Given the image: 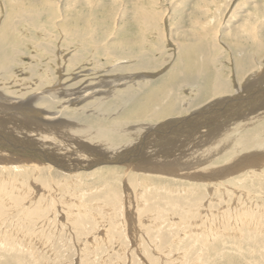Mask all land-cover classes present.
<instances>
[{
  "label": "rangeland",
  "instance_id": "1",
  "mask_svg": "<svg viewBox=\"0 0 264 264\" xmlns=\"http://www.w3.org/2000/svg\"><path fill=\"white\" fill-rule=\"evenodd\" d=\"M50 4H54L57 7L60 17L57 14L55 15L57 17H55L53 13L46 12ZM32 10L33 13L35 11L42 12L41 17L34 15L32 17L29 12V18L22 17V13ZM16 13L17 15H15ZM157 13H162L166 18L161 19V16H157V19L155 18V22H153L155 23L154 27L151 26L152 22L147 23L148 21L143 19V17L149 19V17ZM165 20L167 21L165 22ZM2 21L4 24L6 23L5 21H8L7 25L11 26L10 30H4ZM157 22L159 25H156ZM0 25L2 30H0L1 46H3L2 44H7V47L3 46V51L5 50L8 53L9 51L7 49L9 50L11 46H16L23 54L18 52L17 59L19 65L13 66L14 75L11 77V80L1 79L0 76V81L3 82L2 84L0 83V88L2 86L5 87L0 90L3 92L6 90V94L10 96H13L11 95L12 91L19 94L24 92L22 93L24 95L20 96L23 99H18V103L21 101H24L22 103H26L28 102L26 99L29 95L37 94L38 102L30 103V106L32 105L31 108H45V105H41L40 100L42 91H45L47 87H54L56 90L52 94L56 96L60 94L64 95L65 90H58L62 83H64V87L67 89L66 92L72 91L87 80L92 81V79H96V76L97 78L111 76L110 70H112V66L117 64L113 61L128 58L116 56V54L110 55V53L104 55V52L102 55L97 56L99 60L97 64L92 59L95 54L93 56L88 54L89 56H84V60L81 59L78 64L79 66L84 65L83 68L79 70L73 69L69 72L71 73V78L68 77L69 75H65V71H62L63 68L59 64L60 73L65 76V80L62 81L63 78H61L59 81V78H56L57 82H55V79V83L51 82V84L50 82H46L51 78L50 74H48L50 78L46 81L42 80L41 76H35L37 78L36 80L29 78L31 75V71L29 70L31 59L34 61L38 59L37 61L39 62V58L42 60L46 58V56L42 55H38L37 58L35 55L37 53L41 54L40 51L42 49L40 47H42L43 41V45H46V42L48 44L49 41H51V44L52 42L57 44V53L63 51V55L67 58V56L69 57V51L78 48L83 49V46H86L89 51H97L98 45L93 43L91 37V34L96 32L97 39L103 42H109V44L114 45L120 50L138 51L142 49L143 51L152 52V57H150L155 61L153 69L161 63L168 62L162 65V68L158 66V68H155V71L150 70L151 72L157 73L155 78L159 77L161 79L166 78L174 69V57L170 59L169 52L164 53L169 48H173L172 43L174 40L183 42L184 40H189L184 38L190 37L191 40L197 36L208 40L215 39V41L218 38V48H214L215 50L213 49L214 51L212 50L211 53L208 52L207 57L210 56L211 58L210 62H205L207 69H204V72H208L205 78L208 84L210 86L211 84L213 85L214 77H216V70L213 63L218 64L219 68H221V72H219L221 77L223 79L227 78L226 80L231 82L229 83L232 91L222 94V97H227L226 100L229 99L226 102L227 105L223 107L218 105L210 108V104L216 99L210 104L208 103L211 101H205L204 104H201L196 109L194 107L195 110L192 109L193 111L191 110L181 117L176 116L178 117L177 119H180L184 118L185 115L186 118H193V120L189 121L188 125H184L183 129L181 128L183 124L178 125L175 128L176 132L168 134L169 139H164V142L162 139L158 140V142L161 141L159 147H162V149H170V151L160 152L172 153L173 157H181L183 161L191 162L186 165L194 166V168H189L190 170L188 172L196 168L199 172V167L204 166V163H202L204 161L199 162L198 159L211 156L206 167L200 170V172L204 170V173L216 170L226 163L231 162L232 159H236V157L248 153L250 155L256 152L264 153V146L243 149L237 143L242 133L244 135L247 130H250V132L254 131L258 129L256 127H259V125L261 127L264 123V103H261L264 101V84H262L264 83V47H259L264 46V0H0ZM35 25L39 26L36 27ZM163 29L165 31L162 32ZM74 31H77L78 35L73 33ZM165 32L167 34H164ZM105 50L103 49L101 51ZM207 50L210 51L211 49L207 48ZM242 51L245 52L242 53ZM217 52L218 55L216 54ZM249 54L252 56H249ZM32 55L35 56L33 57ZM23 56H25L24 59ZM239 56L242 57L240 58ZM252 58L255 60L258 58L260 61L257 67L254 66ZM214 59L215 62H213ZM83 61H85V64ZM250 61H252V64ZM171 62L172 64H170ZM241 62L244 64L243 66ZM131 63H133V60ZM165 65L167 66L165 67ZM92 66L95 68L94 71H90L91 69L89 67L92 68ZM105 66L108 67L105 68ZM239 66H241V70L243 71L239 72ZM17 67H19V71H16ZM96 67H99L100 70ZM252 67L256 68L253 69ZM209 68L211 71H209ZM257 68L260 69L258 70ZM167 69H169L168 72ZM80 70H85L86 72ZM77 71L81 73L79 74ZM135 71L134 73H138L137 71L139 70ZM74 72H77V74H74ZM139 72H143V70ZM241 72H244L242 73L243 75H241ZM20 73H22V77ZM27 73H29V76H27ZM92 73H95L94 76ZM254 73L256 74L252 75ZM54 75L56 77L59 74L54 73ZM74 75L78 77L74 79ZM250 75L251 77L255 76L253 81H250L251 83L248 81ZM13 79L14 84L10 83L13 82ZM259 79H262L261 82ZM82 80L84 82L78 83L76 86L74 85V88L71 87L73 82ZM41 81L45 83V85L43 84L44 86ZM237 82H242L244 86L241 85L242 83ZM21 88L22 91L19 92ZM188 88L186 86L182 89V93L183 91L184 93L187 91L190 94L191 92ZM7 89H9V93ZM119 89L122 88L119 87ZM133 89L135 92L140 90L136 85ZM243 92L244 94H239ZM68 96L70 97L69 93H65V99L60 98L55 103L54 108L48 109L49 107L46 106L45 109L50 112L54 109L52 113L59 111L58 117L62 122L79 125L77 127L80 128L81 134L79 129L75 133L73 129H71L72 132L69 131L77 137L79 135V138H83L82 140H87L85 135L89 134V131H91L90 135H93L95 132L93 128L98 129L100 126V128L118 129L120 127L127 128L132 126L137 121L146 122L142 120L145 113L140 109L142 106L141 102L145 99L143 96L139 99V95L135 102L132 100L127 101V98L118 100L117 98L107 100L100 98L102 100L98 99L97 102L91 101L95 105L85 109L87 110L85 116H81L78 109L74 113V106H70L74 109H71L69 106L65 109L61 108L62 103L68 99ZM207 96H210V93H206L201 99L206 100L209 98ZM259 100L260 103H258ZM1 102L3 103V101ZM230 102L231 104H229ZM85 103L86 101L81 102L79 105L83 106ZM9 106L6 112H0V146L4 144V147H9L10 150H13V145L8 144L13 142L15 145L22 143L18 145L19 149L21 147L31 148V146L40 148L39 142L44 140L43 138L47 134L39 132L33 127L30 129L27 128V122L36 123L31 108L26 104H9ZM137 109H140V112ZM240 109L242 112L239 113L238 111ZM131 111H135L136 115ZM20 113H24L23 116ZM95 115L98 116L96 117ZM225 115L226 117H224ZM119 116L121 117V123L116 122V125H111V123L107 125L109 120L110 122L113 119L114 121H120L118 119L120 118ZM35 117L37 118L38 116ZM237 117L240 118L237 119ZM3 119H5V122ZM122 119L125 120L123 121ZM139 119L141 120L139 121ZM163 119L160 120L161 123L166 122L168 119H173V117H165ZM236 119L241 121L237 125H235L237 122ZM13 120L15 121L13 122ZM127 120H129V123L126 122ZM98 121L103 123H99ZM2 122L4 123L2 124ZM67 131L68 129L66 128ZM262 131L261 133H263ZM212 136H216L221 142L215 144L213 141H210L213 140ZM88 141L90 142L91 140ZM172 141H176L177 143H172ZM227 142L228 144L226 145ZM209 143H211V146H209ZM204 146L205 148L201 149ZM206 147L209 149L208 152L205 150ZM63 148L65 149V147ZM0 152L3 155L0 154V158L13 156L17 159L19 157L17 155L19 153L13 154L12 151L9 152L10 154L8 152L3 153V150H0ZM160 152H158V155L162 156L163 154ZM244 152L246 153L244 154ZM150 153H152L151 150ZM226 153L229 155L234 154V156L232 155L234 158L228 156V154L226 155ZM225 156L231 158L227 159ZM214 161L217 162H215L217 165L214 164ZM218 165L220 166L217 167ZM110 166L108 165L99 171L96 170L97 172H93V175L92 171H83L77 175H72L69 173L71 171H68L70 169H66L65 171L54 166L43 167L39 170L33 169L30 173L22 172V180H25L24 188L27 187L26 189H29L30 196L24 200L21 198L17 199V202L22 201V204H19V209L18 205L15 207V210L10 211V213L8 212V215H0V264H264V179H261L264 176V165H250V168L247 169H251V172H244L246 174H240L241 177L236 175L237 177L234 176V178L230 179L227 177V180L223 178L219 182L216 179L187 181L185 179L161 175H151V177L137 174L135 177L136 172L132 171L131 173L123 164L119 165V167L116 164H114L116 167ZM112 167L116 168L117 171L113 170ZM185 171L187 170H184L183 173ZM252 171H256V174ZM126 172L127 174H124ZM14 173L16 174V171ZM0 174L11 175L10 172L2 170L1 167ZM146 183L148 187L143 185H146ZM41 202L46 205L44 216L27 224L24 221L25 216H23L22 212L30 208V206H33L32 208L36 205L39 206L42 204ZM23 209L24 211H22ZM77 215L81 221L85 222L82 227L74 223V218ZM23 235H27V237ZM28 238L29 240H27Z\"/></svg>",
  "mask_w": 264,
  "mask_h": 264
},
{
  "label": "bare ground",
  "instance_id": "2",
  "mask_svg": "<svg viewBox=\"0 0 264 264\" xmlns=\"http://www.w3.org/2000/svg\"><path fill=\"white\" fill-rule=\"evenodd\" d=\"M2 4V3H1ZM233 4V3H232ZM5 5V4H4ZM2 8V7H1ZM10 8V7H9ZM55 9V10H54ZM3 11V10H2ZM30 15H34L36 17H41L42 12H34L32 11H25L24 13H22V17L25 18H29V14ZM46 12H51L53 13V15L55 16L56 14L59 16L58 14V9L54 4H50V6L48 5V9ZM165 12V11H164ZM163 12V13H164ZM7 13V12H6ZM37 13V14H35ZM21 14V13H20ZM44 14V13H43ZM168 14V13H167ZM17 15V13L15 14ZM40 15V16H39ZM49 15V14H48ZM151 15V14H150ZM19 16V15H18ZM147 16H149L147 14ZM155 16V17H154ZM157 16L160 17L161 19H165L166 17L162 14V13H157L156 15H153L151 17H149V19H146L143 17L144 20H147V23L152 22V27H154L153 22H155V18L157 19ZM2 17V16H1ZM33 17V16H32ZM57 17V16H55ZM54 17V18H55ZM60 17V16H59ZM18 18V17H17ZM16 18V19H17ZM22 19V18H21ZM36 19V18H35ZM38 19V18H37ZM64 19V18H63ZM6 20V19H3ZM25 20V19H24ZM34 20V19H33ZM31 20V21H33ZM54 20V19H53ZM19 21V18H18ZM17 21V22H18ZM27 21V20H26ZM30 21V22H31ZM167 20H165L166 22ZM3 22V21H2ZM6 23L4 24L3 22V28L4 30H10L11 26L7 25L8 21H5ZM16 22V21H15ZM35 22V20H34ZM29 23V22H28ZM46 23V21H45ZM146 23V22H144ZM163 24V23H162ZM156 25H159L158 22L156 23ZM1 26V25H0ZM36 26V25H35ZM39 26V25H37ZM36 26V27H37ZM150 26V25H149ZM162 26V25H161ZM164 26V25H163ZM42 27V26H41ZM52 27V25H51ZM50 27V28H51ZM14 28V27H13ZM45 29V27H43ZM36 29V28H35ZM60 29V28H59ZM165 29V28H164ZM162 30L165 31V30ZM1 30V28H0ZM42 30V29H40ZM160 30V29H158ZM2 31V30H1ZM13 31V30H12ZM7 32V31H6ZM10 32V31H9ZM30 32V31H29ZM215 32V31H214ZM73 33L78 35L77 31H74ZM5 34V33H4ZM51 34V33H50ZM163 34V33H162ZM161 34V35H162ZM164 34H167L166 32ZM216 34V33H215ZM7 35V33H6ZM57 35V34H56ZM86 35V34H85ZM83 35V36H85ZM159 35V33H158ZM207 35V34H206ZM68 36V35H67ZM163 36V35H162ZM167 36V35H165ZM219 36V35H218ZM2 37V35H1ZM7 37V36H6ZM19 37V36H18ZM92 40L94 44H97V51H89L87 49L86 46H83V49L78 48L75 49L73 51H69V57L65 55H63V51H60L59 53H57V47L58 45L55 44L54 42L49 41V43L46 45L44 44V41L42 43V47H40V49H42L41 54L37 53L35 54L36 57L39 55L42 56H46V58H44V60L39 58V62L32 60L29 63L30 67L29 70L31 71V75L29 76L27 73V76H29L30 79L32 80H36L38 76H41L42 80H48L50 77V79L46 82H54L56 78H59V81L61 78L62 81L65 80L64 79V75L62 73H60V67L59 64H61V67L63 68L62 71H65L64 73H66L65 75H69L68 77H70L71 73H69L70 71H72L73 69H77L79 70L80 68H83L82 65H78L79 62L82 60H84L83 58H85L84 56H87L88 54H91L93 57L92 59L94 61H96V63L98 64L99 60L98 57L99 55H102V53L105 52L104 55H108L106 53H110V55H115L116 56H121V57H128L127 59L121 58V60H117V61H113L116 65L112 66L113 68H111V76H101L98 77L96 76V79H92L91 80H87L86 82L82 81H77V82H73L71 87H73L74 85L76 86V84L84 82L81 86L77 87L76 89H73L72 91H68L66 92L67 89H65V85L64 83H62V85H60V88H58V90H65V93H69L70 97L68 96V99L64 100V102L61 105V108L65 109L68 108V106H74L75 111H80L79 114L81 116H85V114L87 113V110L90 106H93L95 104L91 103V101H96L102 100L100 98L103 99H110V98H117L118 99H125L126 100H132L135 102V100L138 98H141V96H143L145 99H143L141 102L142 106L140 109H142V111H144L145 115L143 117L142 120H145L146 122H138L134 123L132 126H129L127 128H118V129H113V128H93L95 129L94 134L90 135L91 131H89L90 133L85 135V137L87 138V140H82L81 138L73 135V133L71 134V129H73V132H80V128H78L75 123H68V122H62L60 120V118L58 117V112L57 113H52L54 111V109H52L53 111L50 112L48 110H46V106L49 107L48 109H51L52 107L54 108L55 103L59 101L60 98H64L63 94H60L59 96L52 94L54 90H56L54 87L53 88H46L45 91H42V97L40 100L41 105H45V108H31L30 103H33L35 101H37L38 96L37 94H32L29 95L28 98L26 99V103H22L24 101H21L20 103L18 99L22 100L23 98H21L20 96H23L24 92H21V94L17 93V92H11L10 94L13 96H10L9 94H6V90L5 92L0 90V112H6L7 109L10 107V105L12 104H26L27 106H29L31 108L32 114H34V120L36 121V123L34 122H24L26 123V126L28 129L30 128H35L36 130H38L39 132L45 133L47 134V136H44V140H39V144H40V148L39 147H21V152L19 149L20 144L15 145L13 142H10L8 144H11V146L13 145V150H10V148L8 147H4L2 144V146H0V150H3L4 152H10L12 151L13 154L14 153H19L17 155H19V157L17 159H15L13 156L12 157H2L0 158V167L2 170H5L7 172H10L11 175H2L0 174V215H8L10 213V211L15 210V207H17L19 204H22V201L17 202L18 198H21L22 200L27 199L30 196V191L29 189L24 188V183L25 180H22V172L25 173H30L31 170L35 169V170H39L43 167H47V166H54L57 167L59 169L65 170L66 169H70L68 171H71L69 173H71L72 175H77L83 171L89 172L92 171V175L93 172L96 173L97 171H99L100 169H103L105 167H107L108 165L114 166V164H116V166L123 164L128 171H132L136 172L135 177L137 174H142L143 176H151V175H161V176H169V177H174V178H178V179H185V180H189V181H194V180H198V179H202V180H213L216 179L218 182L222 181L223 178H225L227 180V177L230 178H234V176L236 175H243L246 174L248 171L251 172V169H247L250 168V165H258V166H262L264 165V153L262 152H256L254 154H245L246 152H244L245 155L243 156H239L236 157V159L233 157L234 154L229 155L228 153H226V155L228 154V156H231L234 158V160L232 159L231 162L226 163L224 166L219 167L220 165H218L216 170H213L209 173H204V170L200 172V170L204 167H206V164L209 163V159L211 156L207 157V158H203L202 159H198L199 162L204 163V166H200L199 164V172L198 169L196 168L195 170H191V171H195V172H191L188 170H190L189 168H194V166H190V165H186V164H190L191 162H185L183 161V159L181 157H176L172 155V153H161L160 151L164 152V151H170V149H162V147H159V145L161 144L160 142H158V140L162 139V141L165 139H169V135L173 132H176V127L178 125H182L181 128L183 129L184 125H188L189 121H192L193 118H186L184 115V118H180L177 119L178 117L183 116V114L189 113L192 109L195 110L197 107L201 106V104H204L205 101H211L208 104L212 103L213 100H215L212 104H210V108L213 106H220L223 107L224 105H227V101L226 100L227 97L224 98V96L222 97V94H226V93H230L232 90L230 88V81L226 80L225 78L223 79L220 75L219 72H221V68H219L218 64H214L215 66V70H216V77H214L213 80V85L211 84V86L208 84V81L205 79L206 75H207V71L204 72V69H207V64H205L206 61L210 62V56L207 57L208 52L211 53L212 50L214 48H218V38L215 41V39L213 40H208V39H204L203 37H194L193 39L190 40V37L184 38V39H189L188 41L184 40L183 42H178L176 40L173 41V48H169V50L166 52L164 51V53H168L169 52V57L170 59L173 58L174 60V69L172 70V72L166 76V78H161L159 79V77L155 78L157 76V73L155 72H151L150 70H154L155 68H158V66H162L165 63H161L160 65H158L157 67L155 66V68L153 69V65L155 63V61H153V59L151 58V53L150 51H143L142 49L136 51V50H124V49H118L116 48L114 45L109 44V42H103L100 41L99 39H97V33L93 32V34H91ZM160 37V36H159ZM158 37V39H159ZM215 37V36H214ZM10 38V37H9ZM8 38V39H9ZM167 38V37H166ZM32 39V38H31ZM58 39V38H57ZM168 39V38H167ZM166 39V40H167ZM170 40V39H169ZM207 40V41H206ZM3 41V40H2ZM9 41V40H8ZM58 41V40H57ZM106 41V40H105ZM261 41V40H260ZM4 42V41H3ZM163 42V41H162ZM256 42V41H255ZM264 42V41H263ZM2 43V42H1ZM0 43V76L1 79H6L11 80V77L14 75V69L13 66L17 65L19 63L17 56H18V52L22 51L17 48L16 46H11L9 48V50L7 49V51H9L8 53L5 52V50L3 51V46L7 47V44H2L3 46H1ZM9 43V42H8ZM41 43V42H40ZM222 43V42H221ZM259 43V42H258ZM13 44V43H12ZM39 44V43H38ZM15 45V44H14ZM169 45V44H168ZM264 47V46H259ZM207 48H210L211 50L208 51ZM103 49H106L105 51H101ZM174 50V51H173ZM215 50V49H214ZM213 50V51H214ZM26 52V51H25ZM160 52V51H159ZM216 52V51H215ZM214 52V53H215ZM245 52V51H244ZM242 51V53H244ZM249 52V51H248ZM29 53V52H28ZM36 53V52H35ZM163 53V54H164ZM222 53V52H221ZM254 53V52H253ZM25 54V53H24ZM27 54V53H26ZM68 54V53H67ZM218 55V52L216 53ZM257 54V53H255ZM23 55V54H22ZM21 55V56H22ZM35 55H32L33 57ZM154 55V54H153ZM258 55V54H257ZM256 55V56H257ZM89 56V55H88ZM151 56V57H150ZM215 56V54H214ZM249 56H252L251 54H249ZM254 56V55H253ZM25 56H23L24 59ZM113 57V56H112ZM219 57V56H217ZM221 57V56H220ZM240 58L242 56H239ZM38 58V57H37ZM100 58V57H99ZM119 58V57H118ZM117 58V59H118ZM130 58V59H129ZM133 60V63L132 60ZM155 58V57H154ZM90 59V58H89ZM88 59V60H89ZM169 59V60H170ZM234 59V58H233ZM232 59V60H233ZM239 59V58H238ZM253 59V64L254 66L257 67V65L259 64V60L258 58L255 60ZM87 60V59H86ZM113 60V59H112ZM115 60V59H114ZM131 60V61H129ZM250 60V59H249ZM172 61V60H171ZM238 61V60H237ZM242 61V60H240ZM262 61V60H261ZM28 62V61H27ZM85 64V61H83ZM207 62V63H209ZM213 62H215V59L213 60ZM217 62V61H216ZM221 62V61H220ZM232 62V61H230ZM252 64V61H250ZM39 63V64H37ZM87 63V61H86ZM168 63V62H167ZM166 63V64H167ZM229 63V62H228ZM242 63V62H241ZM240 63V65H241ZM264 63V62H263ZM262 63V64H263ZM89 64V63H88ZM91 64V63H90ZM96 64V65H97ZM172 64V62L170 63ZM222 64V63H221ZM220 64V65H221ZM19 65V64H18ZM23 65V63H22ZM107 65V64H105ZM211 65V64H210ZM238 65V64H237ZM244 64L242 63V66ZM28 66V64H27ZM88 66V65H87ZM101 66V65H100ZM129 66V67H128ZM167 65H165L166 67ZM209 66V64H208ZM235 66V64H234ZM246 66V65H245ZM248 66V65H247ZM252 66V65H249ZM253 66V67H254ZM108 66H105V68ZM172 67V66H171ZM170 67V68H171ZM240 67V71L241 70V66ZM252 67V68H253ZM255 67V68H256ZM19 67H17L18 69ZM59 68V69H58ZM91 70L90 71H94L95 68L89 67ZM99 68V67H96ZM104 68V67H103ZM104 68V69H105ZM162 68V67H161ZM237 68V67H235ZM246 68V67H245ZM244 68V69H245ZM253 68V69H255ZM264 68V66H263ZM16 71H19V69ZM28 69V68H27ZM58 69V70H57ZM85 69V68H84ZM88 69V67H87ZM164 69V68H163ZM172 69V68H171ZM248 69V68H247ZM258 69V68H257ZM260 69V68H259ZM258 69V70H259ZM100 70V68H99ZM135 70H143V72H139L138 73H134ZM169 69H167L168 72ZM230 70V68H229ZM252 70V69H251ZM21 71V70H20ZM40 71V72H39ZM58 71V72H55ZM82 72H84L83 70H80ZM80 71L79 74L81 73ZM88 71V70H87ZM102 71V70H101ZM106 71V70H105ZM109 71V72H110ZM133 71V72H132ZM146 71V72H144ZM150 71V72H148ZM164 71V70H163ZM209 71L210 68H209ZM213 71V70H212ZM225 71V70H224ZM250 71V70H249ZM255 71V70H253ZM261 71V70H260ZM29 72V71H28ZM77 72H74V74ZM86 72V71H85ZM98 72V71H97ZM103 72V71H102ZM101 72V74H102ZM136 72V71H135ZM159 72V71H158ZM234 72V71H233ZM238 72V73H239ZM248 72V71H247ZM246 72V73H247ZM256 72V71H255ZM54 73L59 74L58 76L55 77ZM89 73V72H88ZM108 73V72H107ZM166 73V72H165ZM164 73V74H165ZM205 73V75H203ZM241 72V75H243ZM245 73V74H246ZM252 73V72H251ZM258 73V72H256ZM256 73L252 74L255 75ZM24 74V73H23ZM48 74H50V77H48ZM87 74V73H86ZM91 74V73H90ZM95 73H92V75L94 76ZM100 74V75H101ZM159 74V73H158ZM168 74V73H167ZM166 74V75H167ZM224 74V73H223ZM231 74V71H230ZM229 74V75H230ZM248 74V73H247ZM246 74V75H247ZM250 74V73H249ZM54 75V77H53ZM203 75V76H202ZM210 75V72H209ZM213 75V74H212ZM238 75V74H237ZM20 76L22 77V73H20ZM36 76V77H35ZM225 76V75H224ZM234 76V75H233ZM236 76V75H235ZM245 76V75H244ZM243 76V77H244ZM257 76V75H256ZM17 77V76H16ZM67 77V78H68ZM77 75H74V79L77 78ZM162 77V76H161ZM250 78L248 79V81L250 82L251 80L253 81V79L255 78V76L251 75L249 76ZM71 78V77H70ZM22 79V78H21ZM24 79V78H23ZM40 79V80H41ZM237 79V77H236ZM241 79V77H240ZM264 79V78H263ZM78 80V79H77ZM239 80V79H238ZM243 80V79H242ZM245 80V79H244ZM260 82L262 79H259ZM74 81V80H73ZM233 81V80H232ZM237 81V80H236ZM256 81V80H255ZM16 82V81H15ZM36 82V81H35ZM42 82V85L45 83ZM57 82V79L56 81ZM54 82V83H55ZM230 82V83H229ZM264 82V81H263ZM0 83L2 84L3 82L0 81ZM9 83V82H8ZM14 84V79L13 82H10ZM70 83V82H69ZM234 83V82H233ZM237 83H242V82H237ZM251 83V82H250ZM5 84V83H4ZM12 84V85H13ZM47 84V83H46ZM52 84V83H51ZM61 84V82H60ZM264 84V83H262ZM8 85V84H7ZM10 85V84H9ZM43 85V86H44ZM50 85V84H49ZM69 86V84H67ZM137 86L140 90H138L137 92L134 91V86ZM197 85V86H196ZM243 85V83L241 84ZM246 85V84H245ZM250 85V84H249ZM15 86V85H14ZM32 86V85H31ZM186 86H188L190 89V94L189 92H185L183 91L182 93V89H184ZM244 86V85H243ZM261 86V85H260ZM35 87V86H34ZM122 88V89H119ZM124 87V88H123ZM196 87V88H195ZM242 87V86H241ZM262 87V86H261ZM5 88V87H1L0 89ZM9 88V87H8ZM11 88V87H10ZM14 88V87H13ZM43 88V87H42ZM74 88V87H73ZM237 88V87H236ZM245 88V87H244ZM249 88V87H248ZM247 88V89H248ZM264 88V87H263ZM26 89V87H25ZM41 89V88H40ZM44 89V88H43ZM240 89V88H239ZM243 89V88H242ZM8 93H9V89ZM13 90V89H12ZM37 90H39L37 88ZM238 90V89H237ZM18 91V90H17ZM22 91V88L19 89V92ZM32 91V90H31ZM196 91V92H195ZM235 91V90H234ZM239 91V90H238ZM244 91V90H241ZM248 91V90H245ZM254 91V90H253ZM237 92V91H236ZM240 92V91H239ZM251 92V91H250ZM41 93V91H40ZM63 93V92H62ZM206 93H210V96L208 99L203 100L201 99V97L203 98L204 95ZM257 93V92H256ZM31 94V93H30ZM56 94V93H55ZM239 94H244L243 93H239ZM237 94V95H239ZM255 95V93H253ZM252 94V95H253ZM259 94V93H258ZM194 95V96H193ZM208 95V94H207ZM232 95V94H231ZM16 96V97H14ZM41 96V95H40ZM45 96V97H44ZM229 96V94H228ZM241 96V95H240ZM257 96V95H256ZM206 97V96H205ZM258 97V96H257ZM25 98V97H24ZM224 98V99H222ZM255 98V97H254ZM260 98V97H259ZM258 98V99H259ZM263 98V97H262ZM256 99V98H255ZM248 100V99H247ZM257 100V99H256ZM262 100V99H260ZM260 100L258 103H260ZM3 101V103L1 102ZM86 101V103L81 106L79 105L81 102ZM139 101V100H138ZM250 101V100H249ZM17 102V103H16ZM38 102V101H37ZM36 102V103H37ZM90 102V103H88ZM117 102V101H116ZM137 102V101H136ZM140 102V101H139ZM95 103V102H94ZM226 103V104H225ZM235 103V102H233ZM262 104L264 103L261 102ZM39 104V103H38ZM103 104V103H102ZM109 104V103H108ZM121 104V103H120ZM138 104V103H137ZM231 104V102L229 103ZM248 105V103H246ZM133 105V104H132ZM207 105V104H206ZM38 106V105H37ZM205 106V105H204ZM229 106V105H228ZM227 106V108H228ZM235 106V105H234ZM251 106V105H249ZM261 106V105H259ZM88 107V108H87ZM137 107V106H136ZM139 107V106H138ZM195 107V109H194ZM226 107V106H225ZM256 107V106H255ZM15 108V107H14ZM58 108V107H57ZM71 108V107H70ZM97 108V107H96ZM120 108V107H119ZM232 109V107H230ZM258 108V107H257ZM11 109V108H10ZM61 109V110H63ZM74 109V108H71ZM93 109V108H90ZM140 109L138 110V112H140ZM199 109V108H198ZM197 109V110H198ZM215 109V107H214ZM234 109V108H233ZM242 109V108H241ZM240 109V111H238L239 113L242 112ZM20 110V109H19ZM59 110V109H58ZM96 110V109H95ZM129 110V108H128ZM131 110V109H130ZM135 110V109H134ZM192 110V111H193ZM220 110V109H219ZM243 110V109H242ZM18 111V110H17ZM67 111V110H66ZM92 111V110H91ZM215 111V110H214ZM23 112V111H22ZM21 112V113H22ZM56 112V111H55ZM97 112V111H95ZM128 113V111H126ZM134 112L135 111H131ZM233 112V110H232ZM20 113V114H21ZM31 113V112H30ZM69 113V111H68ZM73 113V111H72ZM71 113V115H72ZM78 113V112H77ZM76 113V114H77ZM130 113V112H129ZM218 113V112H216ZM224 113V112H222ZM231 113V112H230ZM250 113V112H249ZM3 114V113H2ZM12 114V113H11ZM24 114V113H23ZM23 114H21V116H23ZM29 114V113H28ZM91 114V112H90ZM88 114V115H90ZM96 114V113H93ZM92 114V115H93ZM98 114V112H97ZM131 114V113H130ZM141 114V113H140ZM191 114H193L191 112ZM7 115V114H6ZM16 115V114H15ZM66 115V114H64ZM68 115V114H67ZM99 115V114H98ZM97 115V116H98ZM101 115V114H100ZM104 115V113H103ZM133 115V114H132ZM136 115V114H135ZM195 115V114H194ZM218 115V114H217ZM227 115V114H226ZM226 115L224 117H226ZM232 115V114H230ZM243 115V114H242ZM262 115V113H261ZM9 116V115H8ZM13 116V115H12ZM31 116V115H30ZM35 116H38L37 118ZM63 116V114H62ZM69 116V115H68ZM96 116V115H95ZM96 116V117H97ZM143 116V115H142ZM178 116V117H176ZM214 116V115H213ZM229 116V114H228ZM227 116V117H228ZM244 116V115H243ZM247 116V115H246ZM263 116V115H262ZM19 117V116H18ZM92 117V116H91ZM105 117V116H104ZM120 117V116H119ZM123 117V116H122ZM139 117V116H138ZM137 117V120H138ZM141 117V116H140ZM171 118L173 117V119H168L166 122L161 123L160 120H164L163 118ZM199 117V116H197ZM16 118V117H15ZM32 118V116H31ZM65 118V117H64ZM67 118V117H66ZM77 118V117H76ZM101 118H103L101 116ZM130 118V117H129ZM234 118V117H233ZM240 117H237V119ZM252 118V117H251ZM258 118V117H257ZM20 119V118H19ZM74 119V118H73ZM117 119V118H115ZM120 119V121H114V119L110 122V120L107 122V125L111 123L115 124L116 122H120L121 123V117L118 118ZM205 119V118H204ZM208 119V117H207ZM214 119V118H213ZM222 119V118H221ZM236 119V120H237ZM5 122V119H3ZM18 120V119H17ZM23 120V119H22ZM94 120V119H93ZM99 120V119H98ZM103 120V119H102ZM123 120V119H122ZM125 120V119H124ZM123 120V121H124ZM141 119H139L140 121ZM203 120V119H202ZM227 120V119H226ZM235 120V119H234ZM249 120V119H248ZM247 120V121H248ZM253 120V119H252ZM8 121V120H7ZM12 121V118H11ZM15 120H13L14 122ZM20 121V120H19ZM25 121V120H24ZM27 121V120H26ZM71 121V120H70ZM90 121V120H89ZM88 121V122H89ZM104 121V120H103ZM122 121V122H123ZM131 121V120H130ZM151 121V122H150ZM208 121V120H207ZM212 121V120H211ZM214 121V120H213ZM217 121V120H216ZM222 121V120H221ZM244 121V120H243ZM242 121V122H243ZM1 122V121H0ZM2 122V124L4 123ZM21 122V121H20ZM74 122V121H72ZM85 122V121H84ZM99 122V121H98ZM127 123H129V120L126 121ZM135 122V121H134ZM154 122V123H153ZM196 122V121H195ZM228 122V121H227ZM241 121L237 120V122L235 123V125L239 124ZM19 123V122H18ZM23 123V122H22ZM92 123V122H91ZM99 123H103V122H99ZM98 123V124H99ZM132 123V122H131ZM147 123V124H146ZM160 123V124H158ZM197 123V122H196ZM195 123V124H196ZM244 123V122H243ZM253 123V122H251ZM263 123V122H261ZM95 124V123H94ZM97 124V125H98ZM126 124V123H125ZM227 124V123H225ZM245 124V123H244ZM243 124V125H244ZM9 125V124H8ZM35 125V126H34ZM81 125V124H80ZM92 125V124H91ZM90 125V126H91ZM101 125V124H100ZM106 125V126H107ZM116 125V124H115ZM114 125V126H115ZM128 125V124H127ZM130 125V124H129ZM204 125V124H203ZM215 125V124H213ZM222 125V124H221ZM242 125V126H243ZM5 126V125H4ZM21 126V125H20ZM89 126V127H90ZM113 126V127H114ZM193 126V125H192ZM205 126V125H204ZM240 126V127H242ZM249 126V124H248ZM255 126V125H254ZM257 126V125H256ZM95 127V125H94ZM117 127V126H115ZM125 127V126H124ZM186 127V126H185ZM211 127V125H210ZM260 127V125H259ZM256 127L259 129H256L254 131L247 130L249 132L246 131V134L239 137L238 139V146L240 148L243 149H247V148H251V147H256V148H260L261 146H264V123L261 125V127ZM22 128V127H19ZM66 128L68 129V131L66 132ZM85 128V127H84ZM83 128V129H84ZM195 128V127H194ZM202 128V127H200ZM215 128V127H214ZM213 128V129H214ZM224 128V127H223ZM244 128V127H243ZM250 128V127H247ZM254 128V127H252ZM4 129V128H3ZM8 129V128H7ZM26 129V128H25ZM87 129V128H85ZM91 129V128H90ZM235 129V128H234ZM10 130V129H8ZM21 130V129H20ZM27 130V129H26ZM34 130V129H33ZM71 132H70V131ZM92 130V129H91ZM238 130V129H237ZM245 130V129H244ZM253 130V129H252ZM12 131V130H11ZM22 131V130H21ZM83 131V130H82ZM85 131V130H84ZM216 131V130H215ZM214 131V132H215ZM226 131V130H225ZM228 131V130H227ZM240 131V130H239ZM261 131L263 133H261ZM8 132V131H7ZM6 132V133H7ZM178 132V131H177ZM236 132V131H235ZM243 132V131H242ZM245 132V131H244ZM24 133V132H23ZM82 132H80L81 134ZM180 133V132H179ZM222 133V132H220ZM241 133V132H240ZM198 134V133H196ZM227 134V133H226ZM225 134V135H226ZM231 134V133H230ZM234 134V133H233ZM20 135V134H19ZM190 135V134H189ZM4 136V135H3ZM12 136V135H11ZM173 136V135H171ZM184 136V135H183ZM162 137V138H161ZM174 137V136H173ZM227 137V136H226ZM229 137V136H228ZM36 138V137H35ZM213 141L215 144L221 142L220 139H217L216 136H212ZM222 138V136H221ZM16 139V138H15ZM177 139V137H176ZM224 139V137L222 138ZM31 140V139H30ZM29 140V141H30ZM88 140H91L90 142ZM174 140V139H173ZM13 141V140H12ZM15 141V140H14ZM64 141V142H62ZM179 141V140H178ZM198 141V140H197ZM233 141V140H232ZM237 141V140H236ZM7 142V141H6ZM5 142V143H6ZM21 142V141H20ZM70 142V143H69ZM95 142V143H94ZM164 142V141H163ZM176 141H172V143H174ZM199 142V141H198ZM205 142V141H204ZM225 142V141H224ZM234 142V141H233ZM33 143V142H32ZM60 143V144H59ZM177 143V142H176ZM175 143V144H176ZM179 143V142H178ZM236 143V144H237ZM174 144V145H175ZM183 144V142H182ZM201 144V143H200ZM211 146V143H209ZM228 144V142L226 143V145ZM235 144V145H236ZM7 145V144H5ZM189 145V144H188ZM206 145V144H205ZM26 146V145H24ZM65 147V149L63 147ZM207 146V145H206ZM208 146V148H209ZM214 146V145H213ZM212 146V147H213ZM234 146V145H233ZM169 147V146H168ZM171 148V147H170ZM175 148V147H174ZM173 148V149H174ZM205 148L202 147L201 149ZM206 147V152L209 151ZM264 148V147H263ZM172 149V148H171ZM228 149V147H227ZM231 149V148H230ZM229 149V150H230ZM237 149V147H236ZM235 149V150H236ZM10 150V151H8ZM150 150L152 151V153H150ZM185 150V149H184ZM213 150V148H212ZM228 150V151H229ZM233 150V149H231ZM238 150V149H237ZM29 151V152H27ZM155 151V152H154ZM190 151V150H189ZM227 151V152H228ZM239 151V150H238ZM158 152H160L161 155H158ZM175 152V151H174ZM251 152V151H250ZM253 152V151H252ZM188 153V152H187ZM186 153V154H187ZM205 153V152H204ZM232 153V152H231ZM238 153V152H236ZM243 153V152H242ZM240 153V154H242ZM0 154L2 155V153L0 152ZM10 154V153H9ZM8 154V155H9ZM189 154V153H188ZM211 154V153H209ZM219 154V153H218ZM12 155V154H11ZM16 155V156H17ZM181 155V154H180ZM195 155V154H194ZM220 155V154H219ZM3 156V155H2ZM185 156V155H184ZM191 156V155H190ZM224 156V154H223ZM196 157V156H195ZM194 157V158H195ZM216 157V156H215ZM226 157V156H225ZM229 157V158H231ZM219 158V157H218ZM222 158V157H221ZM227 159H229L228 157H226ZM193 159V158H191ZM212 159V158H211ZM220 159V158H219ZM225 159V158H224ZM12 160V161H11ZM197 160V159H196ZM215 160V159H214ZM2 161V162H1ZM11 161V162H8ZM208 161V162H207ZM223 161V160H222ZM221 161V163H222ZM230 161V160H229ZM197 162V161H196ZM216 161H214V164ZM226 162V161H225ZM219 163V164H221ZM197 164V163H196ZM187 167H186V166ZM217 165V164H216ZM110 166V167H111ZM114 166V167H116ZM185 166V167H184ZM249 166V167H247ZM113 168V167H112ZM264 168V167H263ZM254 169V167H253ZM262 169V168H261ZM61 170V171H62ZM97 170V171H96ZM109 170V169H108ZM113 170H116V168H113ZM184 170H187L184 172ZM211 170V169H209ZM256 170V169H255ZM14 171H16V174L14 173ZM64 171V172H65ZM96 171V172H95ZM117 171V170H116ZM126 171V170H125ZM206 171V170H205ZM261 171V170H260ZM263 171V169H262ZM261 171V172H262ZM246 172V173H244ZM253 173L256 171H252ZM3 173V172H2ZM68 173V172H67ZM243 173V174H242ZM124 174H127L124 173ZM235 174V175H234ZM264 174V173H263ZM95 175V174H94ZM131 176V175H130ZM134 176V174H133ZM132 176V177H133ZM92 177V176H91ZM131 177V178H132ZM140 177V175H139ZM152 177V176H151ZM237 177V176H236ZM241 177V176H240ZM243 177V176H242ZM256 177V176H255ZM138 178V177H137ZM154 178V177H153ZM144 179V178H143ZM146 179V178H145ZM148 179V178H147ZM157 179V177H156ZM162 179V178H161ZM258 179V178H257ZM264 179V176L263 178ZM133 180V178H132ZM140 180V179H139ZM150 180V179H149ZM148 180V181H149ZM160 180V179H159ZM201 180V181H202ZM225 180V181H226ZM170 181V180H169ZM147 182V181H146ZM153 182V181H151ZM209 182V181H208ZM227 182V181H226ZM235 182V181H234ZM31 183V182H30ZM188 183V182H187ZM221 183V182H220ZM257 183V182H256ZM139 184V183H138ZM179 184V183H178ZM194 184V183H193ZM218 184V183H217ZM228 184V182H227ZM258 184V183H257ZM256 184V185H257ZM144 186H147L143 184ZM159 185V184H158ZM177 185V184H176ZM220 185V184H219ZM142 186V184H141ZM152 186V184H151ZM192 186V185H191ZM207 186V185H206ZM218 186V185H217ZM215 186V187H217ZM227 186V185H226ZM231 186V185H230ZM244 186V185H243ZM247 186V185H245ZM148 187V186H147ZM157 187V186H156ZM155 187V188H156ZM162 187V185H161ZM176 187V186H174ZM181 187V186H180ZM187 187V186H186ZM221 187V186H220ZM31 188V187H30ZM159 188V187H158ZM235 188V187H234ZM249 188V187H248ZM251 188V187H250ZM146 189V188H145ZM169 189V187H168ZM167 189V190H168ZM223 189V188H222ZM240 189V188H239ZM241 189H243L241 187ZM140 190V189H139ZM159 190V189H157ZM180 190V189H179ZM248 190V189H246ZM45 191V190H44ZM136 191V190H135ZM142 191V190H141ZM194 191V190H193ZM197 191V190H196ZM237 191V190H236ZM244 191V190H241ZM51 192V191H50ZM137 192V191H136ZM135 192V193H136ZM49 193V192H48ZM172 193V192H171ZM179 193V192H178ZM106 196H108V194H106ZM110 196V195H109ZM29 200V199H28ZM45 202V201H43ZM42 203V202H41ZM20 205L18 206L19 209ZM33 207V206H32ZM30 206V208H27V210L24 209L22 211L23 216H25L24 221L29 224L31 222H34L35 219H40L42 218V216H44V210L46 205L44 203L40 204L39 206H35L34 208H32ZM101 209V208H100ZM140 209V208H139ZM243 209V208H242ZM107 210V209H106ZM9 212V213H8ZM30 212V213H29ZM33 212V213H32ZM8 213V214H7ZM27 214V215H26ZM72 216V214H71ZM24 218V217H23ZM247 219V218H246ZM132 222V221H131ZM74 223L77 226L82 227L85 222L80 220V217L75 216L74 218ZM25 231V230H24ZM26 232V231H25ZM43 233V231H42ZM18 236V235H17ZM24 237H27V235H23ZM23 238V237H22ZM138 239V238H137ZM180 239V238H179ZM29 240V238L27 239ZM40 240V239H39ZM33 242V241H31ZM131 247V246H130ZM28 248V247H27ZM30 249V248H29Z\"/></svg>",
  "mask_w": 264,
  "mask_h": 264
}]
</instances>
